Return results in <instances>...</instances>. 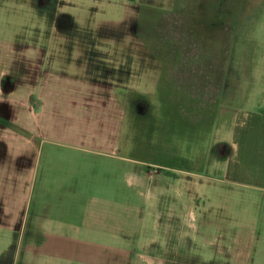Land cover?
<instances>
[{"label":"rangeland","instance_id":"rangeland-1","mask_svg":"<svg viewBox=\"0 0 264 264\" xmlns=\"http://www.w3.org/2000/svg\"><path fill=\"white\" fill-rule=\"evenodd\" d=\"M184 2L0 0V50L9 45L16 62L28 52L44 54L47 135H116L115 146L93 154H63L69 150L62 147L61 157L45 158V145L40 174L58 170L47 173L44 187L36 184L32 200L59 202L53 207L63 236L53 241L57 258L50 263L126 264V246L137 234L134 264H197L192 254L203 240L181 175L206 181L202 190L214 200L216 157L230 138L232 114L264 99V0H254L230 33L227 57L221 52L228 33L213 41L198 13L183 17L204 37L200 62L197 44H185L172 27L179 12L171 9ZM204 59L212 69H198ZM73 175L74 189H63ZM228 207L230 216L245 214L244 204Z\"/></svg>","mask_w":264,"mask_h":264},{"label":"crops","instance_id":"crops-1","mask_svg":"<svg viewBox=\"0 0 264 264\" xmlns=\"http://www.w3.org/2000/svg\"><path fill=\"white\" fill-rule=\"evenodd\" d=\"M9 47L0 50V264H52L49 259L55 263L57 258L56 253L50 255L56 248L53 243L63 236L58 208L53 207L58 200H32L36 184L44 187L47 173L58 170L44 167L40 174L44 147L45 158L61 157L62 147L69 150L63 154H93L115 146L116 135H62L58 129L47 135L44 54L28 52L16 62ZM232 115L226 134L230 138L221 140L216 157L214 200L202 190L206 181L191 176L186 180L181 175L188 191L185 204L203 240L198 253L192 254L197 264H264V99L257 107H240ZM81 172L87 176L88 170ZM72 177L70 183H61L63 189H74L73 182L79 179ZM125 183L137 185L135 181ZM193 187L197 191L192 193ZM92 196L100 202L110 201L105 194ZM115 201L122 202L120 197ZM229 204H244L245 214L230 216ZM212 210L214 214H209ZM137 238V234L132 236L126 246V264L136 261L132 253L138 248Z\"/></svg>","mask_w":264,"mask_h":264},{"label":"flooded vegetation","instance_id":"flooded-vegetation-1","mask_svg":"<svg viewBox=\"0 0 264 264\" xmlns=\"http://www.w3.org/2000/svg\"><path fill=\"white\" fill-rule=\"evenodd\" d=\"M185 2L182 4V6L171 9L173 14L174 11L177 10L176 18L177 21L174 22L177 25L173 26L174 23H172V27H179L181 31L183 32L182 39L183 42L189 46L196 45L197 44V55L199 57V62L202 61V56L206 54V50L200 51L198 47L199 39H203L204 37H197L195 35L196 33L190 28V25L185 24V19L183 17H189L195 16L198 13V24L200 28H207L209 27L210 32V38L213 41H217L221 35H219L220 31L223 34L228 33V37L225 38V46H224V53L226 57L228 56V49L229 44L231 41L230 33L235 29L240 21L245 17V15L248 13L252 3L254 0H184ZM204 36V35H202ZM206 36V35H205ZM222 40V39H221ZM223 41V40H222ZM216 49H219L216 47ZM216 59L215 62V74L221 73L222 70V64L221 66L218 65V53H213ZM204 64H200V68H208V70L212 69L211 63L208 62L206 59ZM203 66V67H201Z\"/></svg>","mask_w":264,"mask_h":264}]
</instances>
